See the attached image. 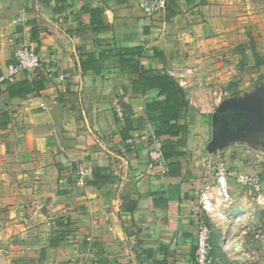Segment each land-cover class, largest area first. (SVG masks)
Listing matches in <instances>:
<instances>
[{
  "label": "crops",
  "instance_id": "obj_1",
  "mask_svg": "<svg viewBox=\"0 0 264 264\" xmlns=\"http://www.w3.org/2000/svg\"><path fill=\"white\" fill-rule=\"evenodd\" d=\"M140 1L0 0V264H195L200 195L221 161L232 200L245 189L240 175L260 177L252 191L264 200V0H171L153 18ZM97 7L101 32L82 11ZM27 41L55 75L11 97V83L34 80L8 74ZM81 48H138L146 69L176 79L190 103L182 155L150 167L168 139L147 121L159 90L135 93L115 59L83 72ZM77 166L101 170L89 180L98 185L78 186Z\"/></svg>",
  "mask_w": 264,
  "mask_h": 264
},
{
  "label": "trees",
  "instance_id": "obj_2",
  "mask_svg": "<svg viewBox=\"0 0 264 264\" xmlns=\"http://www.w3.org/2000/svg\"><path fill=\"white\" fill-rule=\"evenodd\" d=\"M64 1L58 0L59 3H64ZM82 11L91 15L95 31L101 32L106 30L103 20V10L101 8H85ZM250 45L255 59H257L258 53L252 39ZM142 56L143 50L138 48H120L116 52L110 51L100 54L87 52L84 48L79 49L80 65L83 72L93 71L96 74H100L104 69L103 65L105 61L115 59L118 61L122 73L135 76V79L132 81L135 93L145 94L149 90H159V99L146 105L147 121L148 123L157 125L156 137L168 138L161 148L164 159L167 160L171 157L180 156L182 153L179 152V148L184 145V138H179L186 136L189 132L188 125L180 123L181 118L190 109L187 93L167 71L146 69L140 61ZM44 88V79H34L32 82L11 83L9 92L11 97H16L40 92ZM100 173L101 170H94V177L97 181L102 178ZM88 185H98V182H88ZM58 224L66 227L70 223L58 222ZM68 235H70L69 232H63L59 237L53 239L51 241V248H58L64 241L62 237ZM212 244L214 257L221 249L213 241ZM42 256V260L44 261L46 251H43Z\"/></svg>",
  "mask_w": 264,
  "mask_h": 264
},
{
  "label": "built area",
  "instance_id": "obj_3",
  "mask_svg": "<svg viewBox=\"0 0 264 264\" xmlns=\"http://www.w3.org/2000/svg\"><path fill=\"white\" fill-rule=\"evenodd\" d=\"M171 0H141L139 7L143 15L147 18L162 17L166 15L167 8ZM15 63L9 66L8 74L10 78L19 74H26L31 79H42L43 76L51 79L55 75L52 67L44 66L37 52L34 42H23L15 52ZM183 76V75H181ZM61 80L66 76L61 75ZM113 109L117 117L124 120L126 117L125 107L119 100L114 101ZM164 157L160 148L152 149L150 152V167H155L164 163ZM216 183L200 195L202 214L197 225V250L195 264H214L212 228L209 218L214 215L221 207L232 205L233 200L229 188L231 172L225 164L218 163L214 166ZM77 184L86 187L89 180L94 176V170L90 167L77 166L75 170ZM244 188L258 190L262 184L260 177L240 175L236 176Z\"/></svg>",
  "mask_w": 264,
  "mask_h": 264
},
{
  "label": "rangeland",
  "instance_id": "obj_4",
  "mask_svg": "<svg viewBox=\"0 0 264 264\" xmlns=\"http://www.w3.org/2000/svg\"><path fill=\"white\" fill-rule=\"evenodd\" d=\"M209 223L212 241L221 249L214 264H264V200L257 192L240 189L232 205L221 207Z\"/></svg>",
  "mask_w": 264,
  "mask_h": 264
}]
</instances>
